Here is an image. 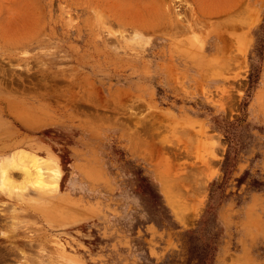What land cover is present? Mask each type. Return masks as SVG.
<instances>
[{
	"label": "rangeland",
	"instance_id": "374dc122",
	"mask_svg": "<svg viewBox=\"0 0 264 264\" xmlns=\"http://www.w3.org/2000/svg\"><path fill=\"white\" fill-rule=\"evenodd\" d=\"M0 264H264V0H0Z\"/></svg>",
	"mask_w": 264,
	"mask_h": 264
},
{
	"label": "bare ground",
	"instance_id": "6f19581e",
	"mask_svg": "<svg viewBox=\"0 0 264 264\" xmlns=\"http://www.w3.org/2000/svg\"><path fill=\"white\" fill-rule=\"evenodd\" d=\"M23 159H26L24 155L19 156L18 157V162L20 163ZM25 173H27L26 175H30V176L31 175H37V176L40 175L39 168L37 166H34L33 169H31V168L30 169H27L25 171Z\"/></svg>",
	"mask_w": 264,
	"mask_h": 264
},
{
	"label": "trees",
	"instance_id": "16d2710c",
	"mask_svg": "<svg viewBox=\"0 0 264 264\" xmlns=\"http://www.w3.org/2000/svg\"><path fill=\"white\" fill-rule=\"evenodd\" d=\"M227 160H228V155L227 153L225 154L224 158H223V162H222V171L225 173L226 171V164H227Z\"/></svg>",
	"mask_w": 264,
	"mask_h": 264
}]
</instances>
